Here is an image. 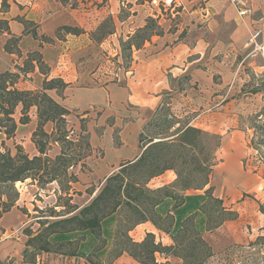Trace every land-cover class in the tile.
<instances>
[{"label":"crops","instance_id":"0c3cea01","mask_svg":"<svg viewBox=\"0 0 264 264\" xmlns=\"http://www.w3.org/2000/svg\"><path fill=\"white\" fill-rule=\"evenodd\" d=\"M110 1L120 4L121 0ZM207 1L208 16L200 30H190L189 35L181 41L172 35V41L176 43L170 44L167 43L169 39L165 32V35L151 37V41L145 42L140 49H133L136 51L133 53V71L130 72L131 76L124 88L118 89L111 85L100 86L95 73L83 68L76 71V63L72 61L92 49L94 43L97 44L89 37L87 27L94 24L98 14H94L96 9H87V0H0V18L8 21L10 31V35L5 33L0 38V74L13 71L15 66H22L29 53L39 52L43 63L49 69L48 79L60 78L67 84L63 90L53 89L47 91V94L69 111L110 103L120 108L122 102L123 105L131 106L129 108L133 111H141V115L132 116L133 121L120 130L119 147L111 141V132L108 137L107 132L104 134L109 149L114 151L116 156L123 148L130 147V144L133 148L128 152L129 155H118L113 164L107 161L105 148L102 165L97 170L103 179L117 172L121 164L140 155L139 135L143 130L146 115H153L163 105L169 107L178 119L186 120L185 126L219 132L217 162L209 176L208 184L203 189L184 191L181 196L182 203L177 207H173L175 201L171 198L163 199L155 207L160 216H172L171 231L177 230L188 216L201 214L199 231L212 252L218 253L232 246L249 244L254 234L249 232L246 218L250 209L259 207L264 201V180L252 167L254 157L251 149L243 139H238L235 133L239 131L238 117L256 109L251 102L258 99V94L242 92L241 88L249 79L251 81L248 71L256 76L264 72V54H251V48L245 47L252 31L259 30V42L264 41V0ZM3 3L6 4L5 8ZM239 3H244L248 8L246 16H239ZM113 17L115 19L114 15ZM20 20L33 23L30 27L38 36H46L53 42L44 43L33 38L31 34L23 35L24 25ZM119 22L123 24L124 21ZM62 26L80 28L83 33L71 35L62 32L64 39H58L55 33ZM11 36L20 38L18 48L21 57L4 51V43ZM184 76L189 83L187 86L184 84ZM213 76H217L216 84L213 82ZM44 77L35 65L33 72L19 81L17 87L24 90H41ZM98 96L102 99L97 100ZM20 109L18 106L13 115L16 122L20 117ZM29 116L30 122L18 125L17 130L26 126L31 128V132L35 130L37 117L34 107L30 109ZM227 129H232L231 133H223ZM30 146L32 154L29 156L38 155L31 138ZM162 177H167L169 183L176 178L172 171L165 172ZM158 178L160 177L151 179L148 186L154 188ZM208 188L213 198L221 200L225 210L237 214L235 219L224 221L212 231H205L204 222L202 223L204 215L200 211L201 205L207 200ZM260 215L264 223V215ZM18 220L19 216L11 209L1 217L0 226H7L10 221ZM263 226L264 224H261L258 229ZM136 228L157 237L159 232L162 233L150 221L141 223ZM17 240L19 243H12L4 238L1 240L0 264H7L5 261L21 257L27 237L21 235ZM165 241L170 244V237L166 236Z\"/></svg>","mask_w":264,"mask_h":264},{"label":"rangeland","instance_id":"374dc122","mask_svg":"<svg viewBox=\"0 0 264 264\" xmlns=\"http://www.w3.org/2000/svg\"><path fill=\"white\" fill-rule=\"evenodd\" d=\"M207 2V0H121L120 4H117L111 3L110 0H87V3H89L87 9H96L97 12H94V14H98L97 19H94V24L87 27L89 37L92 39V34L100 26L102 28L99 33L110 31L113 33L104 36L105 38L101 42H97L96 45L94 43L92 49L87 50L83 55L81 54L79 58L72 60L76 63V71L82 68L87 71L91 70L95 73V78L99 80L98 84L100 86L106 87L111 85L118 89L124 88L127 79L131 76L130 72L133 71V53L136 52L134 50L131 53L123 51L124 42H126L129 35H133L137 29L148 24L150 28L154 25L152 33L158 31L157 27L160 26L164 31L163 35L166 32L169 39L167 43L169 44L176 43L172 41V35L173 37H177L179 41L184 40L189 35L190 30H200L204 26V21L208 16L206 14ZM117 5L118 7H116ZM239 5L241 6L242 4L239 3ZM112 12L117 13L114 14ZM93 16L95 17V15ZM109 18L111 21H109ZM119 21L124 22L120 24ZM60 35L63 40L64 34L61 32ZM152 37H155V35ZM1 43L2 40L0 39ZM248 75L251 81L249 79L243 85L241 91L254 95L258 94V99L251 102L254 103L256 109L252 110L251 113L238 117L239 131L235 133L238 139H243L251 149L254 157L252 167L255 169V172H259L264 180V72L256 76L248 71ZM184 79L186 80L184 84L187 86L189 84L187 77L184 76ZM212 79L214 84L218 82L217 76H213ZM101 99L100 96L97 97V100ZM121 104L122 107L120 108L114 107L110 103V105H98L70 111V114L66 116V130L69 131L68 139L74 141L76 146H70L69 151L71 155L82 156L84 162L83 167L81 166V162H79L76 167L68 170L69 173L76 176L77 183L70 182L68 184L64 181L63 177L61 178L63 181L60 186L52 183L39 188L36 183H33L29 179L16 183L15 188L18 192V199L12 209L19 216V220L18 222L10 221L7 226H0V242L4 238L7 241L11 240L12 243H19L17 238L24 235V231L25 233L30 231L32 235H36L42 228L40 222H52L59 218L69 217L75 213L66 215L69 206L76 205L82 208L90 203L105 181L97 171L98 167L102 165L105 148L107 161L110 164H113L118 155H129L128 152L133 148V145L130 144V147L123 148L116 156V153H113L114 151L109 149L108 140L106 142L105 139L109 136V132H111V141H113L115 146L119 147L121 140L119 132L122 127L125 128L133 121L132 116L135 114L136 116L141 115V111H133L129 108L131 106L127 104L123 105V102ZM146 116L147 121L145 120L142 127L145 128L142 131L143 139L146 141L149 138L159 137L157 136L158 132H162L160 133L162 137L171 139L186 122V120L183 121V118L178 119L175 117L166 105H164V109L157 111L153 115ZM51 128H53L52 124L44 127L49 133ZM31 131V128L29 129L28 126L20 127L15 132L14 137L8 140L4 134L0 133V151L3 152L8 149L11 154H14L16 152L15 146L19 145L25 153L31 156V135L29 137V134L32 133ZM202 131L205 133V149L203 154L200 155L199 160L203 168L208 164L217 162V149H215L217 140L215 138L216 136L220 138V134L213 130ZM231 131L232 129H227L223 133H231ZM105 133L107 134L106 137ZM125 138L126 136H124V140ZM84 143L89 144V146L83 148ZM81 144L82 149L78 150L76 147L78 145L81 146ZM60 150L61 146L59 144L52 143L48 147L47 154L50 158H54L60 153ZM182 152L184 163H180V168L183 170L182 176L187 177L188 172L195 168V162L191 157L192 152H188V150ZM203 159L207 161L203 163ZM172 172L175 174L174 171ZM162 175L158 176L160 178L155 181L154 188L148 186L150 181L146 186L151 190L166 186L168 191H161L159 195L162 196L169 192L179 202V199H182L183 192L186 190H182L181 185L175 184V180L169 183V179L162 177ZM189 178L190 185L198 187L204 181L205 173H193ZM68 186L70 189H68ZM93 190L92 195L87 193ZM171 199L175 201V205L177 203L176 200ZM262 204L264 205V201ZM142 205L136 204V206H139L138 208L143 209ZM208 207H210L209 203ZM52 210L57 215H60V217H50L49 215ZM128 213H130V209L127 206H123L114 214L102 220L100 234L97 237L90 231H75L66 234L55 233L49 238V241L53 244L51 247L52 252L46 253L35 250L33 247H28L25 257H22V253V258L9 259L5 262L7 264H137L125 253L115 258L116 252L119 249L118 242L123 240L124 232L130 227V222L127 220ZM260 213L259 207L250 209V214H248V218L245 221L247 222L249 232L254 234L253 239L248 244L251 249L247 250L243 249L242 246H232L218 253H214L211 250L212 256L207 258L203 264H264V226L261 227L262 229L260 228L263 231L258 229L261 224H264ZM210 214L209 223L211 224H216L222 218V215L217 211ZM203 215L204 221L202 223L204 222L205 229L208 217L207 213ZM199 216L202 215L200 214ZM199 216L195 219V226L198 230L200 229L198 226L201 223ZM158 223L163 229H167L170 221L166 219L158 221ZM137 226L128 232V237L138 243L143 240L148 232L144 233L141 229L137 230ZM201 229H203V226ZM176 231V229L171 231L170 228L168 234L159 232L158 237L155 235V241L163 245H171L172 240L170 244L166 243V236H169L171 239V236ZM24 236L27 237L26 235ZM162 236H164V240H162ZM66 241H71V243L59 245ZM71 253L74 255H69ZM167 259L171 264L180 262L177 258L169 257ZM165 260L164 258L158 261L156 259V262L160 263Z\"/></svg>","mask_w":264,"mask_h":264},{"label":"trees","instance_id":"16d2710c","mask_svg":"<svg viewBox=\"0 0 264 264\" xmlns=\"http://www.w3.org/2000/svg\"><path fill=\"white\" fill-rule=\"evenodd\" d=\"M2 6L5 8L6 4L3 3ZM109 21H111L110 18ZM20 22L24 25L23 35L31 34L33 38L44 43L53 42L52 39L46 36H38L36 31L30 27L33 23L23 20H20ZM153 27L154 25L150 28L148 24H145L142 28L137 29L124 42L123 51L131 53L133 49L138 50L145 42H149L152 36L163 35V29L160 26L157 27L158 31L152 33ZM101 28L100 26L92 34V39L95 42H101L105 38L104 36L113 33L112 31L99 33ZM61 32L80 35L83 30L71 26H62L57 29L55 37L60 39ZM5 33L10 35L9 23L7 20L0 18V38ZM19 40L20 38L15 36L8 38L3 46L4 51L21 57L18 48ZM35 65L38 67L39 72L45 76L41 90L19 89L17 84L33 72ZM48 72L49 69L43 63L41 54L32 52L27 55L22 66H15L13 71L0 74V133L4 134L7 140L14 137L18 125H26L30 122L29 111L34 107L36 109L37 125L31 134V142L38 152V155L30 157L19 145L15 146L16 152L14 154H11L8 149L3 152L0 151V219L3 214L8 213L14 207L18 199V192L15 188L16 183L29 179L36 183L39 188L52 183L60 186L63 181L61 180L62 177L68 184L70 182L76 183V176L69 173L68 170L76 167L79 162H81L82 167L84 166L83 157L77 154V156L71 155L69 151L70 146H76L74 141L68 139L69 131L66 130V116L70 114V111L47 94V91L53 89L61 91L67 84L60 78L48 79ZM18 106L21 109L19 120L16 122L13 115ZM162 109H164V105L159 108V111ZM48 123L53 125L50 133L44 129ZM160 133L162 132L157 133L159 137L149 138L146 141L143 139L142 131L139 135L140 155L132 161L121 164V168L117 172L107 177L99 192L88 205L82 208L71 205L66 213L67 215L75 212L71 216L59 218L52 222H40L42 228L36 235H32L30 231L26 233L24 231L23 234L27 236V240L23 257H25L28 247L46 253L52 252L51 247L53 244H51L49 238L55 233L66 234L75 231H90L97 237L100 234L102 220L114 214L121 207L127 206L130 209V213L127 214L130 227L124 232L123 238L121 237L123 240L118 242L119 249L115 258L125 253L137 264H171L167 259L169 257L179 259L180 262L176 264H203L206 262L207 258L212 256V252L208 243L203 239L202 233L195 226L197 213L188 216L180 223L175 234L171 236V245L156 242L155 235L152 233H147L143 240L138 243L128 237V232L132 228L147 221H150L158 230L168 234L173 224V218L169 214L165 217L160 216L155 211V207L167 197L176 200L177 203L173 207H177L182 203V199H179L178 202L177 198H174L169 192L162 196L159 195L161 191H168L166 186L155 190L149 189L146 185L151 179L172 170L176 175L175 184L181 185L182 190L190 188L203 189L208 184L209 176L216 165V163H212L203 168L201 166L199 157L205 149V133L201 129L184 125L177 130L171 139L162 137ZM215 139L217 140L215 149H218L220 138L216 136ZM52 143L61 146L60 153L54 158H50L47 154L48 147ZM88 146L87 143L83 144V148ZM76 148L78 150L82 149V144ZM184 150L192 152L191 157L195 162V168L188 172L187 177L182 176L183 170L180 168V163H184L182 158V151ZM179 160L181 161L179 162ZM205 161L207 160L203 159L202 162ZM193 173H205L204 181L198 187H192L189 183V177ZM68 189H70L69 186ZM93 192L94 190L87 193L92 195ZM206 197L207 200L200 207L201 213H207L206 231H212L224 221L233 220L237 217L235 212L227 211L222 207L221 200L211 196L210 188L206 190ZM208 203L210 207H208ZM136 204H143V209L138 208L139 206H136ZM216 211L222 215V218L216 224H211L209 223L210 213ZM259 211L264 214L263 204L259 205ZM49 216L60 217L53 210ZM166 219L170 223L167 229H163L158 221ZM65 243L68 244L71 241L59 245ZM156 254H163L166 260L157 263Z\"/></svg>","mask_w":264,"mask_h":264},{"label":"built area","instance_id":"2783aa9c","mask_svg":"<svg viewBox=\"0 0 264 264\" xmlns=\"http://www.w3.org/2000/svg\"><path fill=\"white\" fill-rule=\"evenodd\" d=\"M240 7L241 8L238 9L239 16H241V17L246 16L249 12L248 8L245 7L244 3ZM260 36H261V32L259 30L252 31L249 34V38L245 42V47L251 48V52H250L251 54L254 52H261L262 54H264V41L259 42ZM242 247H243V249H247V250L251 249L249 245H245ZM163 258H164L163 254H156L157 261L159 259H163Z\"/></svg>","mask_w":264,"mask_h":264}]
</instances>
